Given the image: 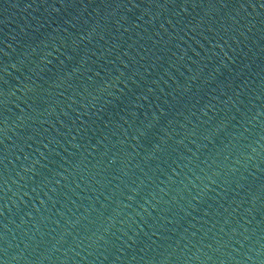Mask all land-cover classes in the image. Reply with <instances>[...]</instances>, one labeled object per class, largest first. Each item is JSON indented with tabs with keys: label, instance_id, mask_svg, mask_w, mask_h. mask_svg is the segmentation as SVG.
<instances>
[{
	"label": "water",
	"instance_id": "95a60500",
	"mask_svg": "<svg viewBox=\"0 0 264 264\" xmlns=\"http://www.w3.org/2000/svg\"><path fill=\"white\" fill-rule=\"evenodd\" d=\"M0 264H264V0H0Z\"/></svg>",
	"mask_w": 264,
	"mask_h": 264
}]
</instances>
